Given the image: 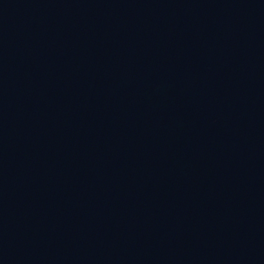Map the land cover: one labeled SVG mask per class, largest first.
<instances>
[{
  "label": "water",
  "instance_id": "water-1",
  "mask_svg": "<svg viewBox=\"0 0 264 264\" xmlns=\"http://www.w3.org/2000/svg\"><path fill=\"white\" fill-rule=\"evenodd\" d=\"M0 264H264V0H0Z\"/></svg>",
  "mask_w": 264,
  "mask_h": 264
}]
</instances>
